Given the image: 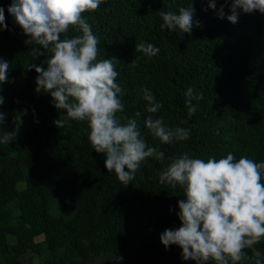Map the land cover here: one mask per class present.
Instances as JSON below:
<instances>
[{
  "label": "trees",
  "instance_id": "16d2710c",
  "mask_svg": "<svg viewBox=\"0 0 264 264\" xmlns=\"http://www.w3.org/2000/svg\"><path fill=\"white\" fill-rule=\"evenodd\" d=\"M209 2L102 0L96 11L82 14L99 40L97 60H120L116 83L124 110L117 117L126 123L139 112L142 138L165 154L164 161H143L124 185L107 172L106 156L94 152L87 122L55 126L65 113L52 107L48 94L35 92L37 73L28 71L51 53L37 57L34 46L25 45L27 37L8 13L11 0H0L7 24L0 31V60L10 63L12 81L0 85L5 114L0 131H13L15 112L27 109L23 123L17 122V139L0 143V264H32L23 258L27 254L37 264H192L182 259L181 249H165L159 239L166 228L180 226L177 202L184 195L179 186L159 182L161 170L185 153L205 161L228 153L264 161V15L241 12L231 24L226 16L232 0H215V10L203 11ZM192 3L201 28L190 34L161 28L160 10L178 14ZM222 5L225 19L217 16ZM80 35L73 26L61 39ZM141 43L158 47L159 54L143 57L135 51ZM136 56L142 58L132 66ZM190 87L200 97L192 100L191 116ZM144 89L163 105L155 114L147 112ZM149 115L170 128L190 129V138L162 144L144 126ZM35 237H42L43 248ZM244 252L238 264H264V238Z\"/></svg>",
  "mask_w": 264,
  "mask_h": 264
},
{
  "label": "clouds",
  "instance_id": "9594fccd",
  "mask_svg": "<svg viewBox=\"0 0 264 264\" xmlns=\"http://www.w3.org/2000/svg\"><path fill=\"white\" fill-rule=\"evenodd\" d=\"M101 3L102 0H11L8 13L27 37L25 45L34 46L31 50L37 57H44L46 51L51 53L39 65L31 64L28 71L37 73L35 92L48 94L52 107L65 113L53 122L55 126L64 128L69 120L87 122L88 139L94 152L106 156L107 172L115 173L119 182L128 185L143 161L149 157L164 161L165 154L142 138L137 119L139 112L126 123H121L116 115L124 110L118 98L122 88L116 83L115 63L120 60L115 56L97 60L99 40L87 18L82 16L96 11ZM208 9H216L215 0L202 10ZM229 11L227 21L236 24L241 12L264 15V0H232ZM158 14L163 20L161 28L169 33L179 30L190 34L194 28L202 27V23L194 19L193 3L190 7H180L178 14L162 10ZM217 16L225 19L224 5ZM73 26L82 35L61 39V34ZM6 29L4 9L0 7V31ZM135 51L151 58L160 50L150 43H141L136 45ZM141 58L136 56L130 64L135 66ZM9 68L8 61L0 60V85L12 82L7 79ZM142 91L147 112L157 113L162 103H157L147 89ZM193 99L200 97L194 96L190 87L186 93L189 116L196 112ZM3 103L0 95V106ZM26 114L27 109L15 112L16 128L11 132L0 131V143L9 144L17 139V122L22 124ZM4 119L5 114L0 112V128ZM144 126L164 145L190 138V129L170 128L152 115L146 117ZM159 182L183 189L176 213L180 226L166 228L159 239L165 249L170 246L181 249L184 261L238 264L246 255L244 250L264 238V161L257 163L247 156L237 160L232 153L225 158L205 161L190 158L185 153L170 158V163L160 172ZM256 264L261 261L257 260Z\"/></svg>",
  "mask_w": 264,
  "mask_h": 264
},
{
  "label": "rangeland",
  "instance_id": "374dc122",
  "mask_svg": "<svg viewBox=\"0 0 264 264\" xmlns=\"http://www.w3.org/2000/svg\"><path fill=\"white\" fill-rule=\"evenodd\" d=\"M14 225H16V221L12 222ZM42 237H35L34 238V242L37 243L38 246L43 248V243H41ZM8 242H14V238L13 237H8ZM28 256H30L31 254H27ZM28 256H23V258H25V260H27V262H30L32 264H37V259L31 257L30 259H27ZM116 264H121L119 261L116 262Z\"/></svg>",
  "mask_w": 264,
  "mask_h": 264
}]
</instances>
